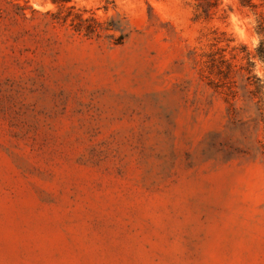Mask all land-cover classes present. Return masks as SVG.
Returning <instances> with one entry per match:
<instances>
[{"label": "rangeland", "instance_id": "rangeland-1", "mask_svg": "<svg viewBox=\"0 0 264 264\" xmlns=\"http://www.w3.org/2000/svg\"><path fill=\"white\" fill-rule=\"evenodd\" d=\"M263 22L0 0V264H264Z\"/></svg>", "mask_w": 264, "mask_h": 264}, {"label": "trees", "instance_id": "trees-1", "mask_svg": "<svg viewBox=\"0 0 264 264\" xmlns=\"http://www.w3.org/2000/svg\"><path fill=\"white\" fill-rule=\"evenodd\" d=\"M53 5H56L57 7H63L66 5L69 0H48ZM71 9V8H69ZM74 20L76 23H74L73 29L76 32H83L85 36H91L96 33L97 28H100V23H98L93 17H88L86 19H82L80 15H75ZM258 33H264V22L259 24V32ZM122 37H119V40H121ZM260 58L264 60V53L260 55Z\"/></svg>", "mask_w": 264, "mask_h": 264}, {"label": "clouds", "instance_id": "clouds-1", "mask_svg": "<svg viewBox=\"0 0 264 264\" xmlns=\"http://www.w3.org/2000/svg\"><path fill=\"white\" fill-rule=\"evenodd\" d=\"M35 7V5H33ZM255 43V42H254Z\"/></svg>", "mask_w": 264, "mask_h": 264}]
</instances>
